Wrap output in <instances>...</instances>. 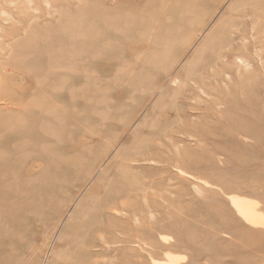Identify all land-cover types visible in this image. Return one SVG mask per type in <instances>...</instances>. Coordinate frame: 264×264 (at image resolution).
<instances>
[{
	"label": "rangeland",
	"instance_id": "obj_1",
	"mask_svg": "<svg viewBox=\"0 0 264 264\" xmlns=\"http://www.w3.org/2000/svg\"><path fill=\"white\" fill-rule=\"evenodd\" d=\"M0 147V264H264V0H0Z\"/></svg>",
	"mask_w": 264,
	"mask_h": 264
},
{
	"label": "bare ground",
	"instance_id": "obj_2",
	"mask_svg": "<svg viewBox=\"0 0 264 264\" xmlns=\"http://www.w3.org/2000/svg\"><path fill=\"white\" fill-rule=\"evenodd\" d=\"M147 1H148V0H147ZM171 2H172V1H171ZM195 2H196V1H195ZM195 2H194V4H196ZM173 3H174V2H172V4H173ZM176 3H177V2H176ZM179 3H180V2H179ZM179 3H178V4H179ZM142 4H144V3H142ZM149 4H150V2H149ZM153 4H154V3H153ZM153 4H152V5H153ZM172 4H170V5H172ZM174 4H175V3H174ZM174 4H173V5H174ZM178 4H177V6H178ZM180 4H181V3H180ZM180 4H179V7H180ZM182 4H183V3H182ZM194 4H193V5H194ZM150 6H151V4H150ZM165 6H166V5H165ZM175 6H176V5H175ZM186 6H187V5H186ZM141 7H142V6H141ZM152 7H153V6H152ZM191 7L193 8V6H191ZM194 7H195V5H194ZM164 8H165V7H164ZM180 8H181V7H180ZM189 8H190V7H189ZM194 9H196V8H194ZM176 10H177V8H176ZM189 10H190V9H189ZM177 11L179 12L180 9L177 10ZM193 11H195V10H193ZM142 12H143V11H142ZM172 12H173V11H172ZM178 12H177V13H178ZM181 12H182V10H181ZM186 12L188 13V10H185V13H186ZM189 12H192V11L190 10ZM185 13H184V14H185ZM192 13H193V12H192ZM194 14H195V13H194ZM188 15H190V14H188ZM195 15H196V14H195ZM195 15L192 14V16H195ZM182 17H183V16H182ZM153 18H154V17H153ZM192 18H194V17H192ZM174 21H175V20H174ZM177 21H178V20L176 19V22H177ZM189 21L192 22V20H189ZM170 22H171V25L174 24V22H172V19H170ZM182 22H183V24H185V23H184V22H185L184 20H183ZM172 23H173V24H172ZM187 23H188V22H186V24H187ZM186 24H185V25H186ZM180 25H182L181 22H180ZM174 26L176 27V24H174ZM174 26H173V27H174ZM177 26H178V23H177ZM176 28H177V27H176ZM173 30H176V29H173ZM176 33H179V32H176ZM176 37H177V36H176ZM176 37H175V39H176ZM25 48L27 49V47H25ZM49 86L51 87L50 84H49ZM55 86H56V85H55ZM52 87L54 88V86H52ZM52 87H51V88H52ZM53 88H52V89H53ZM54 89H56V88H54ZM30 92H31V91H30ZM33 97H34V96L32 95V97L30 96L29 98H33ZM26 100H28V99H26ZM31 100H32V99H31ZM31 100H30V101H31ZM25 103H26V102H25ZM25 103H23V106H24ZM29 104H30V105H29ZM29 104H28V105L31 107V103H29ZM33 104H34V103H33ZM33 104H32V105H33ZM28 105H27V106H28ZM32 107H33V106H32ZM50 108H51V107H50ZM51 110H52V109H51ZM54 111H56V110H53V112H54ZM39 112H41V111H39ZM39 114H40V113H39ZM29 115H30V114H29ZM26 117H27V116H26ZM22 118H24V116H23ZM24 122H26V119H25V121H23V123H24ZM33 122H34V121H33ZM26 123H27V122H26ZM30 124H31V123H30ZM30 124L27 123V124H24V125L21 126V127H24V126L26 127V125H27V127H29ZM30 126H31V125H30ZM22 129H24V128H22ZM26 129H27V128H26ZM31 129H32V128H31ZM24 130H25V129H24ZM27 130H28V129H27ZM48 130H49V129H47V132L49 133L50 131H48ZM32 131H34V130L32 129ZM51 131H52V132H50V133H53V132H54L53 130H51ZM19 133H20V132H19ZM36 133H37V132H36ZM36 133H33V134L36 135ZM41 133H42V132H41ZM41 133L38 132V134H41ZM48 133H45V134H48ZM30 134H31V133H30ZM33 134H32V135H33ZM26 135H28V133H27ZM49 135H53V134H49ZM24 136H25V135H24ZM30 136H31V135H30ZM39 136H40V135H39ZM20 137H21V134H20ZM40 137H42V136H40ZM25 138H26V136H25ZM27 139H28V138H27ZM28 140H30V139H28ZM30 142H31V141H30ZM35 142H37V141H35ZM35 142H34V143H35ZM10 145H11V144H10ZM2 147H3V146H2ZM2 147H0V148L2 149ZM4 147H5V146H4ZM22 148H23V147H21V149H22ZM1 149H0V150H1ZM5 149H6V148H4L3 150H5ZM18 149H20V148H18ZM9 151H10V149H9ZM17 151H18V150H17ZM14 152H15V151H14ZM14 152H12V153L14 154ZM18 152H19V151H18ZM15 154H16V153H15ZM14 157H16V156H14ZM15 159L17 160V158H14V160H15ZM14 160H13V162H14ZM17 161H18V160H17ZM17 161H16V162H17ZM10 162H11V161H10ZM12 164H13V163H12ZM38 164H39V163H38ZM14 165H15V162H14ZM35 165H36V164H35ZM1 166H2V164H0V168H2ZM7 166H8V165H7ZM23 166H24V165H23ZM9 168H10V167H9ZM14 168H15V166H14ZM14 168H13V169H14ZM7 169H8V168H7ZM15 169H16V168H15ZM20 169H21V168H20ZM2 170H3V168H2ZM2 170H1V171H2ZM4 170H5V169H4ZM4 170H3V172H4ZM17 170H19V168H18ZM10 171H11V173L16 172V170H14V171L12 172V169H11ZM20 171H21V170H20ZM22 171H23V170H22ZM0 173H1V172H0ZM5 173H6V172H5ZM1 174H2V173H1ZM1 176H3V175H1ZM6 176H7V175H5L4 177H6ZM4 177H3V178H4ZM1 179H2V178H0V180H1ZM2 180H3V179H2ZM50 189H51V188H50Z\"/></svg>",
	"mask_w": 264,
	"mask_h": 264
}]
</instances>
